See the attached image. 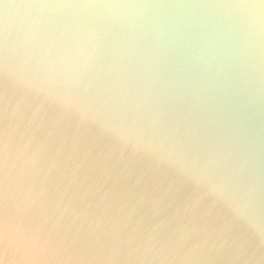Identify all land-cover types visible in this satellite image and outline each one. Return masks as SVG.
Listing matches in <instances>:
<instances>
[{"label":"water","instance_id":"95a60500","mask_svg":"<svg viewBox=\"0 0 264 264\" xmlns=\"http://www.w3.org/2000/svg\"><path fill=\"white\" fill-rule=\"evenodd\" d=\"M0 264H264V0H0Z\"/></svg>","mask_w":264,"mask_h":264}]
</instances>
